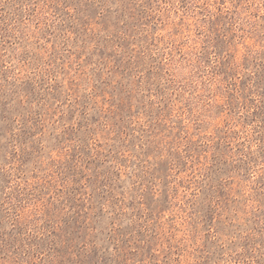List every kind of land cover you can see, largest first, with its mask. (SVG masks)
Listing matches in <instances>:
<instances>
[{"label":"rangeland","instance_id":"rangeland-1","mask_svg":"<svg viewBox=\"0 0 264 264\" xmlns=\"http://www.w3.org/2000/svg\"><path fill=\"white\" fill-rule=\"evenodd\" d=\"M0 264H264V0H0Z\"/></svg>","mask_w":264,"mask_h":264}]
</instances>
